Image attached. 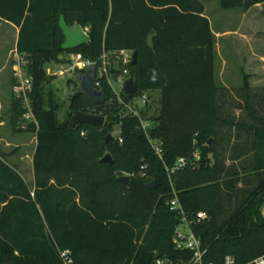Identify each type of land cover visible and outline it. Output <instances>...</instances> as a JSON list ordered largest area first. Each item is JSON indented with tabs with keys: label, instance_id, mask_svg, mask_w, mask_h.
<instances>
[{
	"label": "trees",
	"instance_id": "16d2710c",
	"mask_svg": "<svg viewBox=\"0 0 264 264\" xmlns=\"http://www.w3.org/2000/svg\"><path fill=\"white\" fill-rule=\"evenodd\" d=\"M263 3L220 0L223 9L243 11ZM205 11L202 0H0V24L20 29L17 50L33 78L37 121L30 123L37 139L33 188L0 151V264H63L64 249L75 264H153L156 251L174 255L180 218L168 206L173 189L208 262L222 264L232 254L246 264L264 254V93H252L245 75L239 108L246 116L236 121L223 111L217 40ZM62 15L70 27L89 29L85 44L62 48ZM121 49L137 54V94L161 92L150 135L162 141L164 160L107 85L102 104L80 91L71 100L74 112L102 113L103 128L58 118L46 66L65 54L97 59ZM116 124L123 142L106 141ZM105 153L113 164L101 161ZM179 158L187 164L170 179L166 166ZM143 164L148 178L131 177L128 187L118 181L120 172H139ZM200 210L208 216L198 221Z\"/></svg>",
	"mask_w": 264,
	"mask_h": 264
},
{
	"label": "rangeland",
	"instance_id": "374dc122",
	"mask_svg": "<svg viewBox=\"0 0 264 264\" xmlns=\"http://www.w3.org/2000/svg\"><path fill=\"white\" fill-rule=\"evenodd\" d=\"M202 2L217 40L216 76L222 86V109L229 118L237 121L246 116L239 108L245 95V91L241 89L245 75L248 76L252 93H264V3L243 11L240 8L223 9L220 0ZM77 27L76 25L74 29ZM88 30L84 29L86 33ZM16 36V27L5 22L0 25V64H6L5 70L0 74V151L33 188L35 176L32 165L36 134L30 130L32 120L25 117L27 101L17 97L14 92V70L19 60H22L16 50ZM71 57L72 53L62 55L59 63L53 62L46 66L51 78L47 89L53 90L58 100L60 107L57 115L61 122L66 121L70 115L73 116L72 96L80 90V74L73 67ZM160 97V91L153 92L154 112ZM117 126L118 124L113 128V136L118 135ZM235 132L237 130L233 131ZM88 134L89 130H84L81 136L86 139ZM139 174L143 178L149 177L147 172L142 174L140 171L120 172L119 177H134Z\"/></svg>",
	"mask_w": 264,
	"mask_h": 264
},
{
	"label": "built area",
	"instance_id": "2783aa9c",
	"mask_svg": "<svg viewBox=\"0 0 264 264\" xmlns=\"http://www.w3.org/2000/svg\"><path fill=\"white\" fill-rule=\"evenodd\" d=\"M133 56L134 52L129 49L111 52L104 50L97 59L85 58L80 53H72L71 60L73 67L79 70L87 71L90 68H95V87L103 91V87L107 85L115 93L116 100L123 106L122 108L125 114L133 118H138V128L146 135L156 155L161 160H164L165 152L162 147V141L152 138L150 135V129L154 126V121L150 117L151 112H153V97L151 93L143 92L137 94L136 91L133 93V96L130 93L128 94L131 96H123L126 82L130 78H133L131 75ZM22 63H24L23 58L21 61L19 60L14 70L16 80L14 92L17 97L20 99L24 98L27 101L26 119L32 120L31 122H37L29 97V94L33 90V78L24 73ZM143 113H146V115ZM100 115H102V113H100ZM120 115L122 118L125 116L124 114ZM117 128L120 131V124H118ZM116 137L120 142H123L120 132H118ZM194 157L198 160L199 154L196 152ZM186 164L187 160L185 158H179L172 168L166 166L170 179L172 173H175L176 170L183 169ZM146 170L147 165L143 164L140 173L143 174ZM168 206L170 211L174 212L180 218L179 225L175 228L172 237V246L175 248L176 252L174 255H169L160 254L156 251L153 264H215L213 261H207L208 249L203 246L201 238L194 232L192 228L193 220L190 219L175 189L172 191V197L168 201ZM207 216L208 214L206 211L200 210L197 212L196 219L198 221L204 220ZM59 255L63 264H75L72 250H59ZM222 264H237V260L234 255L226 254L222 260ZM246 264H264V254L250 260Z\"/></svg>",
	"mask_w": 264,
	"mask_h": 264
},
{
	"label": "water",
	"instance_id": "95a60500",
	"mask_svg": "<svg viewBox=\"0 0 264 264\" xmlns=\"http://www.w3.org/2000/svg\"><path fill=\"white\" fill-rule=\"evenodd\" d=\"M59 25L63 34L65 36V41L62 44V48L64 50L76 49L79 46L85 44L88 40V34L84 31L81 26H78L76 29L70 27L66 21L64 15L60 17ZM137 63V54L134 53L133 56V65ZM96 70L95 68H90L87 71L81 73L79 75V84H80V92L84 95L88 96L94 103L102 104L104 101V92L95 87ZM125 92L133 94L137 91V86L133 78H130L124 87ZM70 122L73 126H77L79 124H90L93 126H97L103 128L106 123V118L103 115L84 112V111H75L73 116L70 118ZM112 133H108L106 137V141L112 139ZM102 162L113 164L114 160L110 153H107L102 159ZM118 181L122 183L124 186L128 187L131 182V177L120 176L118 177ZM149 189L155 188V182H151L148 184Z\"/></svg>",
	"mask_w": 264,
	"mask_h": 264
},
{
	"label": "crops",
	"instance_id": "0c3cea01",
	"mask_svg": "<svg viewBox=\"0 0 264 264\" xmlns=\"http://www.w3.org/2000/svg\"><path fill=\"white\" fill-rule=\"evenodd\" d=\"M257 5H259V4H257ZM211 22V21H210ZM4 22H2L1 24H3ZM5 23H8V24H10V25H13L14 27H16V29H17V36H16V50H17V41H18V37H19V27H17L16 25H14V24H12V23H9V22H5ZM0 24V25H1ZM18 51V50H17ZM5 65L6 64H0V74L5 70ZM36 144H37V139H36ZM35 147H36V145H35ZM34 151H35V149H34ZM33 154H34V152H33ZM33 166V165H32ZM34 170V169H33Z\"/></svg>",
	"mask_w": 264,
	"mask_h": 264
}]
</instances>
